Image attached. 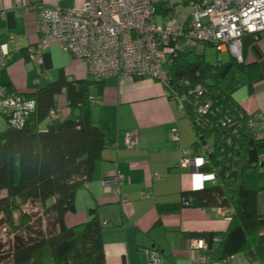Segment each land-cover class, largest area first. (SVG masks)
<instances>
[{
	"label": "trees",
	"instance_id": "1",
	"mask_svg": "<svg viewBox=\"0 0 264 264\" xmlns=\"http://www.w3.org/2000/svg\"><path fill=\"white\" fill-rule=\"evenodd\" d=\"M199 1L170 0L165 8L157 7L158 20L164 23L187 15ZM189 26L187 20L183 36L188 35ZM260 35L241 38L240 63L229 54L222 61L220 55L227 53H220L217 45L201 44L195 51L171 45L173 53L166 66V98L191 126L193 155L208 148L199 173L212 176L214 185L183 193L179 204L159 206L157 214L231 209L225 233L185 235L188 242L204 241L209 260L220 264L237 256L251 263L264 262V216L257 213V197L264 191L260 164L264 145L257 130L248 129L257 115L248 116L233 99L240 90L252 95L264 88L260 69L264 61L256 50ZM209 50L212 61L205 56ZM37 67L33 92L18 94L11 85H0V100L22 98L31 104L18 127H12L8 116L0 112L6 125L0 133V225L11 230L6 264H105L102 234L106 225L96 210H89L86 222L79 226L69 228L64 223L67 215L75 213V195L91 181L106 148L103 134L85 113L91 102H99L103 80L75 81L61 73L56 81L43 83L42 60ZM196 88L201 96L194 93ZM60 96L67 115L52 119ZM204 104L208 110L198 121L197 107ZM215 239L219 243L214 249Z\"/></svg>",
	"mask_w": 264,
	"mask_h": 264
},
{
	"label": "crops",
	"instance_id": "2",
	"mask_svg": "<svg viewBox=\"0 0 264 264\" xmlns=\"http://www.w3.org/2000/svg\"><path fill=\"white\" fill-rule=\"evenodd\" d=\"M15 0H0V48L6 46L7 66L0 67V85H11L18 94L36 89L37 66L25 61L27 49L38 39L36 32L39 6L68 10L79 8L83 0H19L23 10L14 6ZM257 52L264 61V32L257 43ZM46 72L57 63V78L62 73L75 81H89L82 63L58 48H48L41 56ZM264 73V64L260 67ZM98 103L85 110L91 124L105 138V150L96 163L91 181L78 191L74 199L75 213L64 218L66 227H75L87 220V212L96 210L102 224L105 264H147V253L157 251L161 264H220L210 261L211 253L190 250L185 239L188 234H222L229 221L215 211L182 209L176 214L159 216L157 207L177 205L183 193L208 189L213 177L179 169V151L193 155L194 134L174 103L166 98L162 85L149 78H107L102 82ZM91 90V96H94ZM234 101L248 115L264 114V88L249 95L240 90ZM64 98H56L60 117L67 115ZM46 121L40 126L45 129ZM176 132L179 143H171L168 134ZM134 133L136 146L127 150L124 136ZM257 138L264 145V128H257ZM264 187V156L260 158ZM115 176H123L126 183L118 188L107 184ZM257 213L264 216V191L257 197ZM194 242V241H192ZM219 239L214 240V249ZM199 257L205 261L200 262ZM227 264H256L242 256ZM257 264H264L257 263Z\"/></svg>",
	"mask_w": 264,
	"mask_h": 264
},
{
	"label": "built area",
	"instance_id": "3",
	"mask_svg": "<svg viewBox=\"0 0 264 264\" xmlns=\"http://www.w3.org/2000/svg\"><path fill=\"white\" fill-rule=\"evenodd\" d=\"M169 3L170 0H155V3L154 0H83V4L75 9L36 7L38 39L28 50V59L39 66L43 51L54 47L82 63L85 75L92 80L149 78L165 86L166 66L173 53L171 45L188 51H195L201 44L217 45L220 53H227L240 63L241 38L264 32V0H200L187 15H178L161 23L157 17L158 8H165ZM14 6L26 13L19 0L14 1ZM187 20H190V31L183 36ZM8 59L4 46L0 48V67ZM194 93L202 94L198 88ZM30 108L31 104L22 98L0 100V112L8 116L12 127L21 125L23 112ZM179 109H182L180 105ZM207 110L205 104L197 107L198 121ZM50 116L53 119L60 115L52 113ZM258 127L264 128V114L257 115L248 125L252 132ZM168 140L178 144L179 135L171 132ZM123 146L127 150L135 149L136 135L124 136ZM207 152L208 148L202 147L191 157L190 153L180 150L179 169L199 172L206 163ZM125 183L123 176L107 181L115 186L116 196L119 195L118 188ZM215 212L227 221L233 214L231 209ZM206 249L204 241L190 243V250L194 252ZM199 261L203 262L205 258L199 257ZM147 264H161V258L149 251Z\"/></svg>",
	"mask_w": 264,
	"mask_h": 264
},
{
	"label": "rangeland",
	"instance_id": "4",
	"mask_svg": "<svg viewBox=\"0 0 264 264\" xmlns=\"http://www.w3.org/2000/svg\"><path fill=\"white\" fill-rule=\"evenodd\" d=\"M155 6L157 7V5ZM205 56L207 61H212L214 59L213 52L210 50L206 52ZM220 58L222 61H226L229 57L228 54H224V55H220ZM56 65L57 63H55V66L52 69L46 72L47 75L45 74L48 78H50V80L53 78H57L58 69L56 68ZM86 77L87 80L89 81L92 80L90 77L88 76ZM46 80L47 79H45L43 83H46ZM5 127H6L5 122L0 117V133L3 132ZM10 251H11V230L7 228L5 225H0V264H6L7 259L9 258Z\"/></svg>",
	"mask_w": 264,
	"mask_h": 264
}]
</instances>
